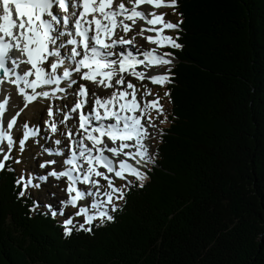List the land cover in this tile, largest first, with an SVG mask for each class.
I'll return each mask as SVG.
<instances>
[{
    "label": "trees",
    "instance_id": "1",
    "mask_svg": "<svg viewBox=\"0 0 264 264\" xmlns=\"http://www.w3.org/2000/svg\"><path fill=\"white\" fill-rule=\"evenodd\" d=\"M176 5L183 47L145 187L113 222L66 237L5 170L0 264H264V0Z\"/></svg>",
    "mask_w": 264,
    "mask_h": 264
},
{
    "label": "snow or ice",
    "instance_id": "2",
    "mask_svg": "<svg viewBox=\"0 0 264 264\" xmlns=\"http://www.w3.org/2000/svg\"><path fill=\"white\" fill-rule=\"evenodd\" d=\"M145 5L152 11H143ZM169 6L175 8L176 0H0V171H15L8 162L20 163L12 156L17 145L23 153L30 138L37 144L43 140V152L60 159L38 162L39 169L57 165L59 170L14 177L17 199L49 177L63 178V186L53 187L67 198L57 202L58 208L45 204L47 212L40 214L55 218L66 207L76 209L61 225L66 237L73 229L91 234L94 226L113 222L127 193L143 189L149 180L158 153L150 152L146 141L153 138L148 129L156 125L145 111L149 105L139 106L137 89L126 76L161 86L171 83L174 53L135 47L140 36L159 48L183 47L178 35L163 34L179 33L182 19L168 22L155 11ZM146 32L155 35L144 36ZM138 66L163 67L165 72L146 76ZM5 84L21 97V107L10 103ZM41 102L46 117L39 126L18 122L25 108ZM151 107L162 114L157 100ZM40 154L29 152L27 159ZM117 178L123 182L119 186ZM38 207L33 201L29 211ZM74 217L83 222L74 223Z\"/></svg>",
    "mask_w": 264,
    "mask_h": 264
},
{
    "label": "rangeland",
    "instance_id": "3",
    "mask_svg": "<svg viewBox=\"0 0 264 264\" xmlns=\"http://www.w3.org/2000/svg\"><path fill=\"white\" fill-rule=\"evenodd\" d=\"M165 3H170L171 0H164ZM159 13H163L164 20L172 23L177 22V16L173 11V7H162L161 10L158 11ZM175 32L174 30H164L163 34L171 37H175ZM146 47V50H150L152 48H156L157 52L163 53L165 51H171V48H159L157 46L151 47L149 44L143 43ZM138 46H140L138 44ZM136 47V46H135ZM137 48V47H136ZM140 50L143 51L142 48H139ZM175 57V56H174ZM177 59L175 58L173 60L172 67L176 63ZM171 67V69H172ZM152 69V68H151ZM151 69L145 70V75H151L148 73ZM165 72V68L160 67L156 68V71L154 74H162ZM130 77V78H129ZM133 78V79H132ZM128 81L134 84L135 88L137 89L136 95L140 101V105L144 108L145 105H149L145 111L153 118V123L156 125L155 128H149L151 130V135L153 138L147 140L149 145V150L150 152H156L157 148V142L158 139L162 133V128L164 126V123L167 119V113L168 110L165 107V102H164V94L163 90L165 85L161 86L159 84H153L150 79H136L135 77L127 76L126 78ZM131 91V90H129ZM157 100L158 104L162 107V114L157 113L156 109L151 107V101ZM59 103V101H57ZM30 106V105H29ZM24 112V111H23ZM21 113V117H18V122L22 119L23 121H26L29 126H39L40 121L42 118L46 117L44 116V112H36V113H31L30 115L23 116L25 114ZM163 121V123L161 122ZM13 136L15 137L16 135V129L14 128L11 130ZM22 135V133H21ZM44 144L43 140H40V143L37 144L35 142L34 138H30L26 142L25 149L23 153L19 151L18 145L14 148V151L12 152V156L14 158H19L20 163H14L12 161H9L8 163L11 164V167H16V172L17 175L19 176L21 173H23L26 177L29 174V172H32L34 174H43L48 170L56 169V165H51L47 169H39L38 167V162H43L46 160H59V157L55 156H49L43 152L41 149V145ZM6 149V144L3 145ZM47 147V145H45ZM29 152H31L34 156L37 152H40L41 154L36 157L35 160H29L27 159ZM4 177V171H0V179ZM114 183L119 186L121 183H123L121 180L118 178L115 179ZM53 185H59L63 186V179L62 180H55L54 178L49 177L48 181L46 183H41L40 187L35 188V187H30L27 189L28 192L33 195L34 199L37 200V203L40 205L41 208L45 209L44 205L48 203H52L54 206L58 208L57 202L61 199H66V194L63 191H60L58 187H53ZM51 193H56L55 197H52L50 194ZM46 210V209H45ZM47 211V210H46ZM76 209H73L72 207H66L64 209V215H57L56 218L62 225L63 221L70 215H72ZM74 223H82L83 218L82 217H74L73 218Z\"/></svg>",
    "mask_w": 264,
    "mask_h": 264
},
{
    "label": "bare ground",
    "instance_id": "4",
    "mask_svg": "<svg viewBox=\"0 0 264 264\" xmlns=\"http://www.w3.org/2000/svg\"><path fill=\"white\" fill-rule=\"evenodd\" d=\"M114 2H115V0H114ZM164 2H165V1H164ZM125 3H127V0H125ZM161 9H162V7H161L160 9H155V11H156L158 14H160L158 11L161 10ZM142 10L145 11L146 13L149 12V11H152L151 7H150V6H147V5L142 6ZM134 31H138V29H134ZM150 34H151V35H155V33H147V32H146V33L144 34V36H146V35H150ZM143 43H146V40L144 39L143 36H140V37H137V38H136V40H135V46H136L137 48H142L143 50H146V49H145L146 46H145ZM138 44H139L140 46H138ZM147 44H148V43H147ZM149 45H150L151 47H155V45H151V44H149ZM146 48H147V47H146ZM137 70H138V71H145V69L143 68V66H138ZM155 71H156V68H152L150 71H148V73H149V74H154ZM146 76H148V75H146ZM126 78H127V76H126ZM129 78H130V77H129ZM132 79H133V78H132ZM3 87L6 88V89L8 90V92L11 94V100H10V103H15V104L18 105V107H21V106H22V99H21V97H19L18 94H16V93L13 91L12 86L5 84V85H3ZM105 91H107V90H105ZM97 92H98V94H101V93H100V90H97ZM136 99H137V102H138L139 106H140L141 108H143V107L140 105V101H139L137 95H136ZM42 103H43V102H41L40 105H36L35 103H33L32 105H30V106H28L27 108H25V109H24V112H23V114H25V115H23V116L30 115L32 112H33V113L39 112V111H40V108L42 107ZM85 107L87 108V105H86ZM40 112L42 113V111H40ZM44 116H46V113H45V112H44ZM142 122H144V121H143V118H142ZM148 131H149V133L151 134V130L148 129ZM146 143L148 144V142H146ZM129 162H130V163H134V161H129ZM55 168H56L57 170H59V169L57 168V165H56ZM62 179H63V178H62ZM62 179H61V180H62Z\"/></svg>",
    "mask_w": 264,
    "mask_h": 264
}]
</instances>
